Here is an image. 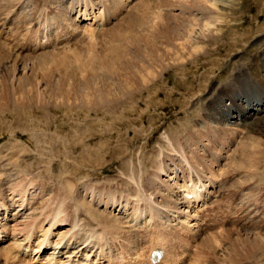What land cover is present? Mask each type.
I'll return each mask as SVG.
<instances>
[{
	"label": "bare ground",
	"instance_id": "bare-ground-1",
	"mask_svg": "<svg viewBox=\"0 0 264 264\" xmlns=\"http://www.w3.org/2000/svg\"><path fill=\"white\" fill-rule=\"evenodd\" d=\"M11 1L12 5L5 6L4 1L0 6V122L7 113L52 99L68 105L78 100L86 106H118L197 54L204 47L200 44L223 33L227 10L235 2L141 0L127 14L131 0H67V5L64 0H35L32 12L20 14L16 22L15 7L25 0ZM54 20L57 26H49L46 33ZM81 22L87 24L83 29ZM45 50L49 52L38 53ZM23 52L38 53L25 58L36 65L31 73L21 67ZM262 56L243 77H261L264 86ZM51 62L63 72L53 87L50 83L43 87L37 74L41 71L49 81ZM234 85L220 90V96L232 100L225 114L217 109L219 117L206 116L210 124L193 125L185 139L167 136L169 152L159 151L148 171L143 172L142 163L137 174L130 160L129 182H91L82 195L73 178L63 177L52 192L51 208L32 211L22 227L11 226L7 219L16 220L20 212L31 209L46 187L33 178H20L10 187L15 195L12 205L20 207L17 215L8 216L6 196L0 195V242L11 234L15 240L0 248V260L5 264H264V222L262 230L255 223L245 225L252 219L245 216L248 208L256 207L258 213L264 209V119L246 113V104L264 103V93L257 94L259 99L244 96L246 101L239 105ZM230 111L242 112V121L238 115L228 117ZM238 137L243 139L238 155L222 166L219 159L227 151L225 146ZM32 189L39 192L30 201ZM221 212L224 217L218 216ZM155 249H162L163 257L152 263Z\"/></svg>",
	"mask_w": 264,
	"mask_h": 264
},
{
	"label": "rangeland",
	"instance_id": "rangeland-1",
	"mask_svg": "<svg viewBox=\"0 0 264 264\" xmlns=\"http://www.w3.org/2000/svg\"><path fill=\"white\" fill-rule=\"evenodd\" d=\"M4 1L7 3L5 6L12 5L11 0ZM36 1L25 0L15 7L16 13L13 16L14 18L16 15L15 21H19V17L25 13L30 14ZM140 1L131 0L128 5H132L127 14L130 13L133 5ZM177 1L172 3L175 4ZM234 1L233 8L227 10L229 18H227L228 23L222 28L223 33L220 32L215 38L200 44L204 47L197 54L191 58H184L185 63L168 69L154 84L125 98V101L118 106H86L78 100H73L72 105H68L56 103V100L52 99L41 106L35 105L31 109L3 115L0 122V195L6 196L9 206L7 213L10 212L8 216L17 215L16 210L20 208L12 205L11 199L15 195L11 194L10 187L22 177L33 178L36 182L43 183L47 189L42 198L34 199L37 202L32 206V210L20 212L16 220L7 219L9 224L12 226L18 223L22 227L21 224H24L32 211L37 212V208L43 206H47L49 210L52 192L58 189L63 177L73 178V181L80 186L77 193L82 195L85 193L86 185L91 182L100 184L129 182L126 178L129 173L127 163L131 161L137 174L142 170L140 166L142 163L145 166L143 172L148 171L154 164V159L158 157L159 151L169 152L167 136L174 141L178 135L184 136L185 139L186 134L193 130V125L200 122L205 125L210 124L205 119L206 116L219 117L215 113L217 109L223 110L225 114L224 109L232 105V100L220 96L222 87L235 84L237 93L235 92L234 95H237L239 105L246 101L244 96L259 99L261 94L258 93L261 91L264 93V86L259 80L261 77L245 80L243 76L250 72L255 60L258 57L263 58L264 55V0ZM3 2L0 6H3ZM64 2L67 5V0ZM62 5L65 7L64 4H58V7ZM148 7H151V3ZM123 12L124 10L116 14L120 13V18L125 13ZM0 14L3 16L2 12ZM29 19L34 18L31 16ZM114 21L118 22V19H113ZM47 25L46 33L50 29L49 26L56 27L57 23L54 20L52 23L49 21ZM80 25L83 29L87 24L81 22ZM25 52L19 55V58L22 57L21 67L27 68L31 73L36 65L33 60L26 62L25 58L49 51L28 54ZM12 54L16 53L12 52ZM52 65L53 62H51L49 81L41 71L37 74L43 87L47 83L53 87L63 72L62 68L57 70ZM218 97L221 99H217ZM252 98L250 101H253ZM246 113L264 119V103L252 104V106L246 104ZM242 114V112L237 114V111H230L228 117L238 115L237 118L241 122ZM202 118L205 120L203 121ZM222 121L225 122L224 118ZM242 142L243 139L238 137L227 143L224 149L227 151H223L219 159L222 166L226 167L224 165L226 161L234 162ZM218 190L220 191V187H217ZM38 192L39 190L34 189L28 191L30 201L34 196L38 197L36 194ZM218 194L216 192L215 196L217 197ZM85 199H88V196ZM255 208H248L252 212L246 211L245 216H248L247 220L252 219L248 223L244 219L243 224L249 226L255 223L259 228L264 222V209L258 213ZM221 215L224 217L225 213L221 212L218 216L222 217ZM228 226L232 225L228 223ZM11 236L10 239L6 236L0 242V248L12 245L10 242L14 240L13 234ZM3 260H0V264H5Z\"/></svg>",
	"mask_w": 264,
	"mask_h": 264
}]
</instances>
